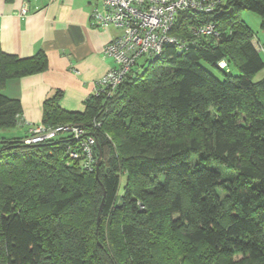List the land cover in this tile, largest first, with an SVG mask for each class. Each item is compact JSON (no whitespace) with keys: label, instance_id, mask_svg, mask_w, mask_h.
I'll return each mask as SVG.
<instances>
[{"label":"trees","instance_id":"1","mask_svg":"<svg viewBox=\"0 0 264 264\" xmlns=\"http://www.w3.org/2000/svg\"><path fill=\"white\" fill-rule=\"evenodd\" d=\"M245 10L264 29V0L184 12L179 43L139 60L110 95L83 111L64 109L61 90L45 99L44 125L96 138L94 168L71 133L0 137V264H264V55ZM210 21L219 34L195 32ZM47 67L43 51L0 44V129L22 116L7 82Z\"/></svg>","mask_w":264,"mask_h":264},{"label":"crops","instance_id":"2","mask_svg":"<svg viewBox=\"0 0 264 264\" xmlns=\"http://www.w3.org/2000/svg\"><path fill=\"white\" fill-rule=\"evenodd\" d=\"M97 4L100 0H0L4 51L19 57L43 51L48 57L45 71L11 79L3 88L22 105L21 122L11 132L6 130L8 136H24L32 125L43 124L44 101L57 90L62 91L64 109L83 111L97 81L115 66L104 47L123 30L94 24L91 14ZM245 21L250 25L248 18ZM260 28L255 44L264 51Z\"/></svg>","mask_w":264,"mask_h":264},{"label":"built area","instance_id":"3","mask_svg":"<svg viewBox=\"0 0 264 264\" xmlns=\"http://www.w3.org/2000/svg\"><path fill=\"white\" fill-rule=\"evenodd\" d=\"M222 0H100L92 11L94 24L108 28H122L123 33L104 47L106 56L111 57L115 66L97 81L96 95H110L120 85L126 75L141 58L160 55L164 46L179 43L172 32L184 12H212ZM27 12V8L23 9ZM195 32L200 35L219 34L213 21L199 25ZM221 67L227 61H219ZM59 133H71L81 141L84 167L92 169L96 163V138L92 134L84 135V129L78 125L66 124L48 127L35 124L30 127L25 143H37L54 138ZM73 157L79 153L72 151Z\"/></svg>","mask_w":264,"mask_h":264},{"label":"rangeland","instance_id":"4","mask_svg":"<svg viewBox=\"0 0 264 264\" xmlns=\"http://www.w3.org/2000/svg\"><path fill=\"white\" fill-rule=\"evenodd\" d=\"M245 12H247V14L245 13ZM249 14V15H248ZM242 18L243 19H246L247 20V18L249 19V23H250V25L253 27L252 29L255 31V33H256V38H257V30H259V29H261L260 28V26H261V18H260V15L258 14V13H256V12H254V11H249V10H245L244 12H243V14H242ZM250 26V27H251ZM256 29V30H255ZM264 43V42H263ZM263 52V55H264V51H262ZM143 61H144V58H141L140 59V61H139V63L141 64V65H143ZM138 67V66H137ZM141 67V66H140ZM213 69V71L217 74V75H220V72L218 71V70H216L215 68H212ZM233 70V72H236L237 70L236 69H232ZM264 75V70H262L261 72H259L256 76H255V79H260L262 76ZM7 132L8 131H6V130H3V129H0V137H6V136H8L7 135ZM9 132H11L10 130H9ZM122 184H124V177H123V179H122Z\"/></svg>","mask_w":264,"mask_h":264},{"label":"water","instance_id":"5","mask_svg":"<svg viewBox=\"0 0 264 264\" xmlns=\"http://www.w3.org/2000/svg\"><path fill=\"white\" fill-rule=\"evenodd\" d=\"M102 161V153L100 152L99 158H98V163H97V170L100 166V163ZM103 204H104V200H102L101 206H100V212H99V216H98V220L100 219V215H101V210L103 208Z\"/></svg>","mask_w":264,"mask_h":264}]
</instances>
